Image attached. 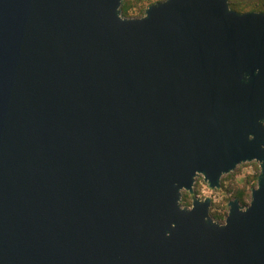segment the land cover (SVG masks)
I'll return each instance as SVG.
<instances>
[{"label": "water", "instance_id": "95a60500", "mask_svg": "<svg viewBox=\"0 0 264 264\" xmlns=\"http://www.w3.org/2000/svg\"><path fill=\"white\" fill-rule=\"evenodd\" d=\"M122 1L0 0V264H264V11Z\"/></svg>", "mask_w": 264, "mask_h": 264}, {"label": "rangeland", "instance_id": "374dc122", "mask_svg": "<svg viewBox=\"0 0 264 264\" xmlns=\"http://www.w3.org/2000/svg\"><path fill=\"white\" fill-rule=\"evenodd\" d=\"M132 2V8L130 10L131 16L140 17L144 13V9L147 5L161 1V0H144L143 2H136V0H130ZM236 2L246 3L247 1L254 0H235ZM232 8V7H231ZM234 9V8H233ZM236 10V9H235ZM238 11V10H237ZM251 11V10H246ZM259 11V10H254ZM245 12V11H240ZM259 173L258 162L252 160L238 164L232 171L222 175L220 179L219 188H209L201 175L195 177L193 184V194L199 198L209 196L211 203L209 207V214L214 215V220L219 223H223L228 211V201L236 197L237 192L244 191L245 201L248 204L250 199V190L256 186L255 176ZM191 194L187 191H182L181 204L183 206L190 207ZM185 197V198H184ZM183 199V200H182ZM212 217V216H211Z\"/></svg>", "mask_w": 264, "mask_h": 264}, {"label": "trees", "instance_id": "16d2710c", "mask_svg": "<svg viewBox=\"0 0 264 264\" xmlns=\"http://www.w3.org/2000/svg\"><path fill=\"white\" fill-rule=\"evenodd\" d=\"M144 0H136V2H143ZM230 7L238 10V11H246V10H259L264 11V0H254V1H247L246 3L243 2H236L235 0H228ZM132 2L130 0H123L120 5V13L125 16H131L130 10L132 8ZM148 6V5H147ZM257 179V175L255 176ZM185 198V197H184ZM236 198L238 199L239 203L243 206L247 205L245 201L244 191L240 190L236 194ZM183 200V199H182ZM214 219V215H211Z\"/></svg>", "mask_w": 264, "mask_h": 264}]
</instances>
